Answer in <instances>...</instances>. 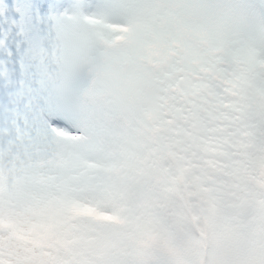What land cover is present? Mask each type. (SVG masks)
Returning <instances> with one entry per match:
<instances>
[{"label":"snow or ice","instance_id":"obj_1","mask_svg":"<svg viewBox=\"0 0 264 264\" xmlns=\"http://www.w3.org/2000/svg\"><path fill=\"white\" fill-rule=\"evenodd\" d=\"M5 127L0 264H264V0H0Z\"/></svg>","mask_w":264,"mask_h":264},{"label":"rangeland","instance_id":"obj_2","mask_svg":"<svg viewBox=\"0 0 264 264\" xmlns=\"http://www.w3.org/2000/svg\"><path fill=\"white\" fill-rule=\"evenodd\" d=\"M182 50L183 51H187L186 49H182ZM216 55L223 56L224 55V52L221 51L219 53H216ZM206 74H207L206 71L205 72H192L191 73V75H193L197 79L201 75H206ZM216 79H220V77L217 76ZM173 90L175 91V89H173ZM10 134L11 133L9 132V130H8L7 127H5V128L2 129V135H0V145H3V138L9 136ZM152 134H153V136H159L160 139H161V142L163 144H165V145L169 142L168 141L169 130L165 126H163V125L155 128L153 130V133ZM0 154L6 156L8 154L7 148L6 147H0ZM185 264H188V262H185Z\"/></svg>","mask_w":264,"mask_h":264}]
</instances>
